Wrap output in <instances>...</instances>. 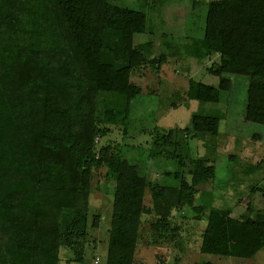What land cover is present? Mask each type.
<instances>
[{
    "label": "trees",
    "instance_id": "trees-1",
    "mask_svg": "<svg viewBox=\"0 0 264 264\" xmlns=\"http://www.w3.org/2000/svg\"><path fill=\"white\" fill-rule=\"evenodd\" d=\"M146 22L145 12L108 0H0V264H58L61 248L82 263L93 166L117 183L104 264H133L142 216L166 231L191 188L214 177L205 159L189 157L191 182L177 174L178 188L151 187L149 210L150 184L133 170L122 180L108 148L96 155L109 126L126 132L142 94L131 77L152 46L134 43ZM201 44L218 54V85L190 79L187 99L218 103L248 58L244 121L264 126V0L210 1ZM219 123L193 115L186 133L216 136ZM263 249L264 212L227 217L202 234L199 253L250 260Z\"/></svg>",
    "mask_w": 264,
    "mask_h": 264
},
{
    "label": "rangeland",
    "instance_id": "rangeland-1",
    "mask_svg": "<svg viewBox=\"0 0 264 264\" xmlns=\"http://www.w3.org/2000/svg\"><path fill=\"white\" fill-rule=\"evenodd\" d=\"M108 1L146 13V32L136 35L134 43L152 46L146 63L132 73L131 81L142 94L132 102L126 132L109 126L95 141L96 155L108 148L121 159L122 180L134 177L129 174L133 170L150 184L143 201L149 210L151 187L178 188L177 174L191 182L189 157L205 159L215 169L212 179L191 188L190 202L171 211L166 231L152 229L153 214L142 216L133 264H264V249L250 260L199 253L202 234L227 217L253 218L264 212V126L244 121L248 58L237 74L228 76L230 88L220 93L218 103L190 101L186 97L190 79L218 85L213 76L218 54L201 44L207 4L213 0ZM193 115L219 117L218 134L186 133ZM116 188L105 167H92L81 264L105 262ZM58 258V264H78L68 248H61Z\"/></svg>",
    "mask_w": 264,
    "mask_h": 264
}]
</instances>
